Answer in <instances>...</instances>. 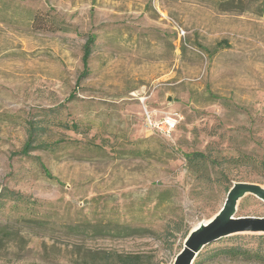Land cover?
Returning <instances> with one entry per match:
<instances>
[{"label":"rangeland","instance_id":"374dc122","mask_svg":"<svg viewBox=\"0 0 264 264\" xmlns=\"http://www.w3.org/2000/svg\"><path fill=\"white\" fill-rule=\"evenodd\" d=\"M225 1L0 0V195L37 200L43 219L21 224L27 205L0 202V226L25 239L1 247L0 264H73L76 244L174 264L235 183L264 187V0ZM146 109L180 119L171 138L148 128ZM32 123L54 150H26ZM194 152L209 160L190 163ZM248 217H264L253 194L238 202Z\"/></svg>","mask_w":264,"mask_h":264},{"label":"trees","instance_id":"16d2710c","mask_svg":"<svg viewBox=\"0 0 264 264\" xmlns=\"http://www.w3.org/2000/svg\"><path fill=\"white\" fill-rule=\"evenodd\" d=\"M227 1V0H226ZM225 1V2H226ZM36 22H40L43 24L41 18L39 16H36ZM48 22V21H47ZM52 25H55L51 22ZM96 42V36L91 35L89 36L87 42L85 43L84 47V55H83V61H85V65H88L89 58L93 54L94 44ZM59 126L63 127L65 130H78L79 127L76 124H58ZM46 127H44L41 124H31L30 132H29V139L26 143V150L32 151L36 150L37 148L42 149L44 151H52L57 146L58 143H48L45 141H38L41 133L46 132ZM186 158L190 163H196L198 161H208L209 158L204 153H198L194 152L191 154H187ZM41 166H43L41 164ZM46 175L50 178V173H48L47 169H45V166H43ZM13 201L15 205H27V208L25 209V215L22 217H17V221L21 222V224H39L40 222H43V219H38V216H36V212L33 211V209H36L35 207L39 205V202L37 200H32L31 197L23 196L21 193L5 189L2 191L0 195V202L5 201L9 202ZM33 207V208H31ZM75 229H80V225H77ZM241 237H234V238H227V239H219L225 240V241H234L238 240ZM259 240V245L256 248L251 247H244L241 244H234L232 246H219V248H215L212 253L209 252L208 248L213 246L215 243L217 244L219 241L210 244L206 246L203 250L204 252L201 253L198 256V261H196L194 264H203L205 262L206 258H219L220 256L227 257L229 259H238L241 258L243 260H257L264 263V235L255 237ZM25 242L24 237L17 231L16 227L14 225H3L0 226V248L1 247H9L10 244L15 245V243L23 244ZM77 248L75 253L73 254V264H151V259L148 255H144L142 253H122V252H113V251H87L81 254V246L79 244H76ZM43 260L46 263L54 264L56 262H59V258L56 257H44Z\"/></svg>","mask_w":264,"mask_h":264},{"label":"water","instance_id":"95a60500","mask_svg":"<svg viewBox=\"0 0 264 264\" xmlns=\"http://www.w3.org/2000/svg\"><path fill=\"white\" fill-rule=\"evenodd\" d=\"M247 194H253L264 202V188L251 184L235 183L228 193L223 208L212 222L203 224L198 230L192 231L186 240L183 249L177 255L174 264H194L203 249L219 239L233 236L238 233H264V217L236 218L238 202ZM233 227L250 229L246 231L229 232Z\"/></svg>","mask_w":264,"mask_h":264},{"label":"built area","instance_id":"2783aa9c","mask_svg":"<svg viewBox=\"0 0 264 264\" xmlns=\"http://www.w3.org/2000/svg\"><path fill=\"white\" fill-rule=\"evenodd\" d=\"M145 118L147 126L152 132L159 133L166 138H171L173 131L180 122V119L173 114L156 117L154 112L147 109L145 111Z\"/></svg>","mask_w":264,"mask_h":264},{"label":"bare ground","instance_id":"6f19581e","mask_svg":"<svg viewBox=\"0 0 264 264\" xmlns=\"http://www.w3.org/2000/svg\"><path fill=\"white\" fill-rule=\"evenodd\" d=\"M263 188H264V187H263ZM214 218H215V217H214ZM214 218H212L210 221L203 222V223L200 224L198 227L194 228L192 231H196V230H198L201 226H203L204 223H205V224H209L210 222L213 221ZM246 230H250V229H243V228H240V227H233V229L229 230V232H234V231H246Z\"/></svg>","mask_w":264,"mask_h":264}]
</instances>
